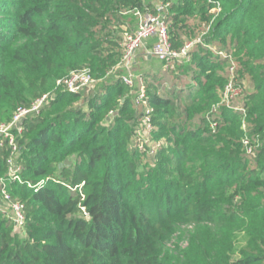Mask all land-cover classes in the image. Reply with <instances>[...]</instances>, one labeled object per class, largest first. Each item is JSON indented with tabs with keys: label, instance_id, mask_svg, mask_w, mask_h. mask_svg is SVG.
<instances>
[{
	"label": "trees",
	"instance_id": "16d2710c",
	"mask_svg": "<svg viewBox=\"0 0 264 264\" xmlns=\"http://www.w3.org/2000/svg\"><path fill=\"white\" fill-rule=\"evenodd\" d=\"M156 2L169 4L173 48L195 45L179 73L146 84L152 123L169 146L140 173L134 158L142 153L127 154L143 111L129 99L119 105L130 90L122 79L78 93L56 84L84 69L97 78L114 70L123 57L120 34L138 20L134 11L158 13V5L0 0V14H12L14 23L0 18V124L56 92L18 138L25 184L9 189L24 203L27 222L21 236L0 212V264H264V142L256 157L246 155L243 114L211 113L228 83L229 61L216 53L225 51L252 88L242 97L249 135L264 133V0ZM180 75L194 82L186 95L174 89ZM210 120L218 122L215 132ZM73 152L76 165L55 173V163ZM8 155L0 149V180ZM42 180L48 183L37 192L26 184ZM66 184H84L82 193ZM178 233L187 245L171 249Z\"/></svg>",
	"mask_w": 264,
	"mask_h": 264
},
{
	"label": "built area",
	"instance_id": "2783aa9c",
	"mask_svg": "<svg viewBox=\"0 0 264 264\" xmlns=\"http://www.w3.org/2000/svg\"><path fill=\"white\" fill-rule=\"evenodd\" d=\"M149 1V0H144ZM158 13H141L134 11L139 18V25L137 30L127 32L124 34L122 43L123 57L119 64V68L123 72L121 77L122 82L130 89L138 90V97L135 105L139 108H146V114L143 117L146 119L147 130H152V113L154 110L149 106L148 90L146 81L143 76H136L134 68L137 63L138 54L144 53L147 57L155 58L161 63L165 70L175 71L176 63L182 60H190L188 54L194 47L195 43H189L182 50H175L170 41L169 24L167 22V13L169 4L158 5ZM153 43L151 44V42ZM196 43H201L198 40ZM216 53L229 61L228 63V83L221 93L220 102L214 106L211 113L217 114L222 108L229 109L234 112L243 114V147L246 155L256 157L257 152L262 147L264 142L263 135L250 136L246 123L247 110L243 107L242 97L245 88L239 84L238 80V63L234 59L233 54H228L225 51H216ZM95 84L89 70H82L72 72L69 76L57 81L56 90L63 88L70 93H78L84 90H90ZM55 92V91H54ZM52 100L51 93H45L41 97L34 100L30 106L18 107L8 123L0 124V149L8 148L9 155L7 157V179L0 180V212H2L7 219H9L15 226V231L21 236L25 235L27 216L25 212V205L20 200L15 199L10 192L8 183L16 182L25 184L22 180L23 168L18 162L19 146L18 138L24 133L25 122L31 116H36L41 113V110ZM210 127L213 132L218 128V122L210 120ZM263 137V138H262ZM157 150L154 149L153 155ZM48 183L47 180H42L37 184L27 182V186L34 189L36 192L44 188ZM81 186H66L72 191H79L82 193ZM85 212V208H83ZM86 214V213H85ZM87 215V214H86Z\"/></svg>",
	"mask_w": 264,
	"mask_h": 264
},
{
	"label": "rangeland",
	"instance_id": "374dc122",
	"mask_svg": "<svg viewBox=\"0 0 264 264\" xmlns=\"http://www.w3.org/2000/svg\"><path fill=\"white\" fill-rule=\"evenodd\" d=\"M3 1H4V3H6V1L11 2L14 0H3ZM156 1L157 0H149L148 2H152V3L159 5ZM11 16H12V14H0V18H3L4 21L8 22V25L14 24ZM10 30L6 29L5 31L7 34L12 35V32ZM127 32H131V30L128 28L125 29L123 33H121V34L119 33L120 37H123V35ZM119 34H117V36H119ZM186 61H189V60L185 59V60H182V61H179L176 63L177 65H176V69L174 71V74L179 73L178 66L183 64ZM239 70L240 69L238 68L237 74H238V78L240 79V82H241L242 80L240 78L241 74H240ZM134 73L136 76H143L148 87L155 85L154 84L155 79L157 81H159V80L163 79L164 75L170 74V72L165 70L164 66L162 64H160L158 61H156L155 59L154 60H147L143 56L140 58L139 55L137 58L136 66L134 68ZM122 75H123V72L121 71V69L119 68V65H118L116 68H114V70L107 72L101 78L93 77L95 79V84H93L91 91H98L104 85V83H116V82H118L119 80H121ZM60 79H62V78L59 77V79H57V80H60ZM176 79H177L176 85L174 87V81H173L174 79H173V77L172 78L170 77L168 80V85L166 86V89L168 91H171L172 88L174 87V89L178 93L180 90H184L185 91L184 95H186L187 91L190 89V86L194 84L191 77H189L188 75H180ZM242 86L245 88L246 92L252 91V88L249 86V84L246 80L242 81ZM161 91H163V90H161ZM47 93H51L52 99L53 100L55 99L56 92L49 91ZM114 97H115V95H114ZM137 97H138V90L137 89H130L129 91H124L122 93L121 98L119 99V105H121L125 100H128V99L131 100L135 104ZM82 105H83L82 101H79L77 103V106L80 108L82 107ZM85 109H86V107H85ZM141 110L143 111L142 113H143V117H144L146 114V108H141ZM177 113H179L178 108H177ZM153 114H154V112L152 113V115ZM116 115H118V111L111 112L108 119H110V120L114 119V117ZM103 124L106 125L107 123L103 122ZM157 129L158 128L153 124L152 130L148 131L146 119H144V118L141 119L140 123L138 124V126L136 128V131H135L136 137L134 138V140L132 141V144L130 145L127 157L133 158V155L131 152L133 149H136L138 151V153H142V159H140L138 157L134 158L136 165H137V169L140 173L145 172V163L149 160V157L152 156L151 152L154 149L157 150L158 148H168V146H169V143L165 138L159 137V135L157 133ZM76 163H77V154L73 152V154L70 155L69 157H67L64 161H62V162L58 161L55 163V166H56V172L55 173H59L61 171V169L65 168V167L73 168L76 165ZM2 179H5V177H2ZM22 180L24 181L23 176H22ZM11 183H16V182L12 181ZM11 183H8V186ZM16 198L19 199L18 197H16ZM0 201H1V196H0ZM190 228L191 227H187V226L183 225L181 227V230L187 231ZM181 239L182 238L179 236V233H178L175 236V238L172 240V242H170L168 244V246L171 249H175L177 247L176 245L179 244L180 248L184 249L187 245V240L186 239L181 240Z\"/></svg>",
	"mask_w": 264,
	"mask_h": 264
},
{
	"label": "crops",
	"instance_id": "0c3cea01",
	"mask_svg": "<svg viewBox=\"0 0 264 264\" xmlns=\"http://www.w3.org/2000/svg\"><path fill=\"white\" fill-rule=\"evenodd\" d=\"M138 18V17H137ZM138 20H139V18H138ZM137 19H136V22H135V24L133 25V27H131L130 28V30L131 31H135V30H137V28H138V25H139V21H138ZM137 23V24H136ZM153 43V41L151 42V44ZM139 56H140V58L143 56L145 59H147V60H154L155 58H153V57H147L146 55H144V53L142 52H140L139 54H138ZM156 60V59H155ZM157 61V60H156ZM161 64V63H160Z\"/></svg>",
	"mask_w": 264,
	"mask_h": 264
}]
</instances>
